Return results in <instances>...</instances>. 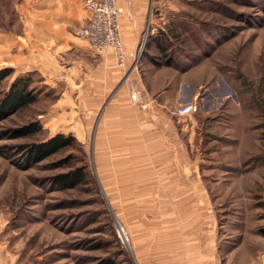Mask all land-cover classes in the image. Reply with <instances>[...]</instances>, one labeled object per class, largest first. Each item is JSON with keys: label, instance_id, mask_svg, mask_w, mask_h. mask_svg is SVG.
<instances>
[{"label": "rangeland", "instance_id": "rangeland-1", "mask_svg": "<svg viewBox=\"0 0 264 264\" xmlns=\"http://www.w3.org/2000/svg\"><path fill=\"white\" fill-rule=\"evenodd\" d=\"M21 1L27 3L24 11ZM39 2L0 0V35L26 36L28 12ZM147 9L144 82L154 88L155 77L164 90L156 96L168 103L198 106L194 146L220 225V257L224 261L236 248L264 252L258 234L264 228V0H147ZM157 38L168 46L170 66L155 45L147 46ZM14 77L5 80L3 93ZM33 78L40 99L54 100ZM189 92L194 97L187 101ZM45 101L0 120V264H144L132 234L135 216L110 205L79 142L29 164L17 147L43 142L50 131L9 138L10 131L39 121ZM85 165V183L57 185V176ZM120 228L128 243L120 239ZM232 258L231 264L240 260Z\"/></svg>", "mask_w": 264, "mask_h": 264}, {"label": "crops", "instance_id": "crops-1", "mask_svg": "<svg viewBox=\"0 0 264 264\" xmlns=\"http://www.w3.org/2000/svg\"><path fill=\"white\" fill-rule=\"evenodd\" d=\"M125 11L123 44L133 53L144 42L147 0H131ZM88 18L86 0H40L28 12L26 36L0 35V68L14 69V79L33 74L52 91L54 100L41 99L48 106L39 122L50 137L72 135L84 147L110 205L135 216L131 231L144 264H231L235 255L237 264H264L262 250L241 248L222 261L220 225L196 158L195 114L181 117L183 104L156 96L164 90L155 77L154 88L144 82L143 59L119 67L112 49L94 53L79 36ZM15 47L22 50L11 54Z\"/></svg>", "mask_w": 264, "mask_h": 264}, {"label": "trees", "instance_id": "trees-1", "mask_svg": "<svg viewBox=\"0 0 264 264\" xmlns=\"http://www.w3.org/2000/svg\"><path fill=\"white\" fill-rule=\"evenodd\" d=\"M152 45H155L158 51L165 55L167 59L166 66L173 64L172 61L168 59L170 56L169 53L166 52L168 46L165 45L161 39L157 38L153 43L147 44L148 47ZM152 62L157 66H160L158 61L152 59ZM162 66L164 65L162 64ZM14 72L15 71L12 68L0 70V120H4L25 108L38 104L41 100V93L37 88L33 87L35 82L33 74L16 77L11 86L4 93L1 91L5 80L13 76ZM43 131L42 124L38 120H35L27 125L10 131L8 136L10 139L27 138L41 134ZM77 143L78 141L72 135L57 134L43 142L28 146H19L17 148H19L18 150L20 153H26L25 162L29 164H38ZM81 147L84 150L82 145ZM88 169L89 166L85 165L57 176V185L65 189H73L80 186L89 178ZM258 234L264 238V228H260ZM99 264H115V262L111 260H103Z\"/></svg>", "mask_w": 264, "mask_h": 264}, {"label": "built area", "instance_id": "built-area-1", "mask_svg": "<svg viewBox=\"0 0 264 264\" xmlns=\"http://www.w3.org/2000/svg\"><path fill=\"white\" fill-rule=\"evenodd\" d=\"M130 2L131 0H86L89 18L79 32L80 38L94 53L101 55L112 49L119 67H127L128 59H132L133 66L136 67L143 52L142 45L138 51L127 53L123 44L121 20L126 12L125 7ZM197 111L196 103H186L178 109L177 113L184 117ZM124 233V229L120 228L119 237L125 244L128 240L123 238Z\"/></svg>", "mask_w": 264, "mask_h": 264}]
</instances>
